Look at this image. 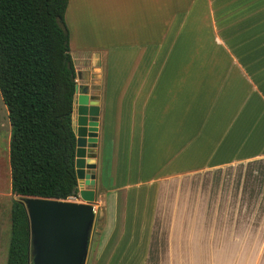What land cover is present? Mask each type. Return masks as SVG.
<instances>
[{"label": "crops", "instance_id": "crops-1", "mask_svg": "<svg viewBox=\"0 0 264 264\" xmlns=\"http://www.w3.org/2000/svg\"><path fill=\"white\" fill-rule=\"evenodd\" d=\"M94 1L68 0L64 22L69 47L70 31L77 25L146 37L135 47L85 49L78 42L70 53L75 73L77 67L84 69L88 79L76 76V84L87 87L89 98L99 102L95 186L101 184L115 196L120 212L114 225L117 244L109 258L117 264H146L155 257L160 264H264V204L256 203L252 190L221 185L233 179L238 164L264 151V92L251 86L264 77L260 72L249 76L256 63L264 68V43H251L263 29L264 11L256 24L249 9L254 0H140L139 14L118 18L93 6ZM201 4L204 8L198 9ZM97 14L101 23L94 21ZM191 16L202 18L200 34L210 45L207 60L192 61ZM224 18L233 21L228 30L223 29ZM244 20L248 23L239 22ZM234 31L245 39L244 47L224 43V36L225 41L236 36ZM100 57L101 65L93 66ZM206 64L217 83L205 94L217 98L199 103L186 81L195 66ZM257 111L263 114L259 120ZM10 132L3 104L0 199L12 203ZM198 135L202 141L197 144ZM251 150L253 156H248ZM176 177L183 187H160ZM1 237L0 231V264H6L8 246Z\"/></svg>", "mask_w": 264, "mask_h": 264}, {"label": "trees", "instance_id": "trees-1", "mask_svg": "<svg viewBox=\"0 0 264 264\" xmlns=\"http://www.w3.org/2000/svg\"><path fill=\"white\" fill-rule=\"evenodd\" d=\"M68 0H0V96L11 128L6 264H31L21 198L74 196L76 73L64 23Z\"/></svg>", "mask_w": 264, "mask_h": 264}, {"label": "rangeland", "instance_id": "rangeland-1", "mask_svg": "<svg viewBox=\"0 0 264 264\" xmlns=\"http://www.w3.org/2000/svg\"><path fill=\"white\" fill-rule=\"evenodd\" d=\"M93 6L102 7L103 13L105 12L107 15H110L112 12L117 13L118 18L126 16L132 17L133 15L140 13V0H95ZM198 9H203L204 5H199L197 7ZM250 11L255 12V16L253 21L256 24H261L258 18L259 12L264 11V0H254V3L250 5L249 7ZM114 14H111L113 16ZM116 17V16H115ZM229 18V17H227ZM227 18H224L223 20V29L228 30L229 27H231L232 22L231 20H228ZM227 19V20H226ZM195 20V21H194ZM96 22H100L99 14H97V18L94 20ZM190 22V33L188 40V47H191V55L193 56L192 61L196 58L203 57V59L207 60V56H209L210 51L206 47H210V45L206 42V37L201 36L200 30H199V22H200V29H201V23L202 18H195L193 19V16L189 18ZM242 23H248V21H239ZM65 23V22H64ZM263 29L260 31V33H256L258 31L255 30L254 34L256 35L253 37L251 43H253L254 47H258V43H264V22L262 24ZM256 28V26H255ZM106 27L99 25L94 28H88L87 26H81L77 25L70 31L71 37H70V53H74L75 51L72 50V47H78V42H81L84 47H78V48H95L98 49L100 47H135V42H140L144 40L146 37L142 35L137 34H130V35H120L121 31H115L111 34L105 33ZM121 30V28L119 29ZM213 33L215 34V27H212ZM125 31V30H123ZM130 31V30H128ZM133 32V31H132ZM235 32V31H234ZM91 33V34H90ZM236 36L230 39L229 41H225L227 36H224V43L229 42L232 43V47H244L243 42H245V39H242L240 36L237 35V32H235ZM146 35V34H145ZM251 38L249 39L250 42ZM246 43V42H245ZM264 46V45H263ZM251 47V46H250ZM73 51V52H72ZM76 55V54H75ZM103 55V53H102ZM105 55V54H104ZM206 56V57H205ZM98 58V55L96 56ZM103 57H100L99 60L96 61L93 66L101 65ZM75 61L76 66H78V62L75 59V56L73 58ZM208 62V61H206ZM256 63L253 68L249 67V76H255L257 73L260 72V77H264L262 72H264V68L261 69ZM210 65L206 64L202 67L195 66L193 68L194 72L191 73V76L187 78V90L189 93H191L192 97L197 100V102L200 103L201 100L204 99H213L217 98V95L211 94H205L207 90H211V88L215 87V84L217 83V78L215 75H211L210 69L208 68ZM76 71V76L78 80H85L87 79V74L84 71V69ZM96 80H99V77H95ZM259 80V78H258ZM260 80H264L260 78ZM93 84H96L95 82ZM205 84V85H204ZM92 85V84H91ZM251 86L254 87V91H259L258 87L261 88V90L264 92V82H261L260 85L258 84H251ZM231 92V91H230ZM170 100H174V94L171 95ZM205 101V100H204ZM165 101H162L160 103V107L164 105ZM0 105L2 104L1 97H0ZM76 106L74 107L73 111V117H76ZM262 113L260 111H257V120L262 118ZM256 120V121H257ZM255 121V122H256ZM209 127V126H207ZM215 128H217L216 125H214ZM254 128L256 129L255 125ZM202 129V128H201ZM205 129V128H204ZM203 129V130H204ZM205 132V130H204ZM257 132V131H255ZM253 133L254 135L256 133ZM201 133V132H200ZM3 136V135H2ZM3 137L0 139V147L4 148L1 142ZM198 140H196L195 143H200L202 141V135H198ZM194 145V144H193ZM192 145V146H193ZM97 146L95 145H88L86 150V156H96L95 150ZM4 150V149H2ZM255 150H251L248 154V156L251 153H254ZM257 151V150H256ZM250 156H253L252 154ZM248 158V157H247ZM227 171V170H226ZM234 171V177L232 180L227 179L225 181H222V186L227 187H233L237 188L240 191L243 190H252L253 192H250L251 194H254V198L256 199V203H263L264 204V151H258L255 153L254 157L249 158V161L246 163H240L237 165L236 168L233 169ZM4 179V178H3ZM2 179V181H3ZM183 180H178V177H176L173 181H163L162 185L160 187L166 188L169 185H174V187H183ZM199 180H196L193 183H198ZM218 185L219 182H218ZM198 186V185H197ZM96 197L95 202L93 203L94 211H95V217L92 224V227L89 232L88 237V247H87V256L83 264H117L114 260H111L109 258L112 250L114 249L115 245L117 244L118 239V228L115 227V222L120 218V212L118 207H115L116 199L109 195L111 193H107L101 184L94 186ZM244 193V192H242ZM110 196V197H109ZM240 198H242L240 196ZM18 198L14 196V200H17ZM3 206V212L1 217V224H0V231L2 233L1 242L3 240L4 244L8 246L9 238H10V205L11 200L6 198H1ZM69 201H74L72 199H68ZM257 205V204H255ZM119 206V205H118ZM111 222H113V226L111 225ZM108 223V227H106ZM6 246V248H7ZM159 246H163L162 244H159ZM250 246V245H249ZM259 245L255 244V250H257ZM156 259L147 260L146 264H160L161 260Z\"/></svg>", "mask_w": 264, "mask_h": 264}, {"label": "water", "instance_id": "water-1", "mask_svg": "<svg viewBox=\"0 0 264 264\" xmlns=\"http://www.w3.org/2000/svg\"><path fill=\"white\" fill-rule=\"evenodd\" d=\"M88 88L75 85L72 120L75 133L76 201L21 198L30 229L31 264H83L95 211L94 155L88 145L97 143L99 102L89 98ZM73 116V113H72Z\"/></svg>", "mask_w": 264, "mask_h": 264}, {"label": "built area", "instance_id": "built-area-1", "mask_svg": "<svg viewBox=\"0 0 264 264\" xmlns=\"http://www.w3.org/2000/svg\"><path fill=\"white\" fill-rule=\"evenodd\" d=\"M68 199H72V200L76 201V197H74V196L69 197ZM68 199H67V200H68Z\"/></svg>", "mask_w": 264, "mask_h": 264}]
</instances>
